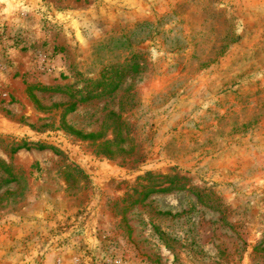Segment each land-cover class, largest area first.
<instances>
[{
	"label": "rangeland",
	"instance_id": "rangeland-1",
	"mask_svg": "<svg viewBox=\"0 0 264 264\" xmlns=\"http://www.w3.org/2000/svg\"><path fill=\"white\" fill-rule=\"evenodd\" d=\"M0 264H264V0H0Z\"/></svg>",
	"mask_w": 264,
	"mask_h": 264
},
{
	"label": "trees",
	"instance_id": "trees-1",
	"mask_svg": "<svg viewBox=\"0 0 264 264\" xmlns=\"http://www.w3.org/2000/svg\"><path fill=\"white\" fill-rule=\"evenodd\" d=\"M40 149H44V147L42 146V147H40Z\"/></svg>",
	"mask_w": 264,
	"mask_h": 264
}]
</instances>
